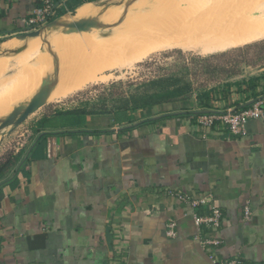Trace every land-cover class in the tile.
I'll return each mask as SVG.
<instances>
[{"label": "crops", "instance_id": "1", "mask_svg": "<svg viewBox=\"0 0 264 264\" xmlns=\"http://www.w3.org/2000/svg\"><path fill=\"white\" fill-rule=\"evenodd\" d=\"M86 1L98 0H60L58 11ZM36 6L0 0V43L17 38ZM213 92L204 104L190 98L61 114L83 108L75 107L37 121L0 181V264H264V120H250L239 136L223 124L206 133L184 115L264 94ZM177 193L206 202L192 206ZM212 207L222 212L219 226L197 225L195 216ZM209 238L221 242L204 245Z\"/></svg>", "mask_w": 264, "mask_h": 264}, {"label": "rangeland", "instance_id": "2", "mask_svg": "<svg viewBox=\"0 0 264 264\" xmlns=\"http://www.w3.org/2000/svg\"><path fill=\"white\" fill-rule=\"evenodd\" d=\"M86 2H92L93 4L91 5L96 10H93L88 18H97L105 26L109 24L112 26L96 27L89 33L86 31L67 32L64 29L51 34L52 36H48V38L46 37L47 39H44L45 41L43 40L41 45L38 46H48L55 51L73 47L85 49L86 46L90 45L89 39H92L94 36L96 37L97 33H102L104 30V32L114 31L123 33L124 31H128V29L140 25L142 19L146 15L150 16L154 10L159 13L156 8L152 7L151 10V8L143 6L142 3L136 5L134 1L131 2L130 0ZM129 3L131 4L123 17L122 13ZM175 3L177 4V2ZM140 11L144 13H139ZM218 11L220 9H216L213 14L219 15L222 12ZM233 11L237 10H227L226 12L228 14L235 13ZM213 14L211 16H214ZM252 14H245L243 17H262L264 16V9ZM120 18L121 21H119ZM228 21L230 22L231 19H228ZM11 37L5 36L3 38L4 42L0 44L1 56L7 54L13 55L17 49L21 48L19 46L14 50H7L15 45L18 40H21ZM42 52L43 56L44 47ZM29 57L30 53L28 52L15 62V70L10 69L6 71V74L14 72L15 76H18L24 70H27L28 73L29 84L24 94L18 97L16 103L12 105L14 107L31 98L30 88L33 85L32 78L35 72V64L30 63ZM53 58L54 56L52 55V60ZM46 61L49 62H47L44 71L51 73L55 61L51 62L50 59ZM50 77H52L51 74ZM213 90L215 91L213 94L217 97L224 96L223 93L226 92L235 93L233 95L239 97V95L243 96L246 90H249L257 97L264 94V31L253 41L244 44L222 43L209 49H185L177 44L167 45L137 56L123 65L98 74L93 81L81 89H77L65 97H59L52 102L46 103L37 111L30 114L11 132H9L10 127L0 132V165L14 162L16 156L20 154L19 152L24 154L22 149L35 136L33 126L37 121L53 115L56 111L75 107H83L91 111H108L124 107L125 105L137 107L169 100L184 99V103H186L190 98H194L199 103L204 104L205 94H210ZM2 92L1 90L0 93ZM8 167L9 172L11 171L12 164L11 168L9 165Z\"/></svg>", "mask_w": 264, "mask_h": 264}, {"label": "bare ground", "instance_id": "3", "mask_svg": "<svg viewBox=\"0 0 264 264\" xmlns=\"http://www.w3.org/2000/svg\"><path fill=\"white\" fill-rule=\"evenodd\" d=\"M134 2L136 5L142 3L143 6H147L151 10L152 7L156 8L159 13L153 9L154 12L150 16L146 15L140 25L123 33L104 32L105 30L102 33H97L96 37L89 39L90 45L85 49L73 47L55 51L51 47L40 46L30 51L37 44L41 45L40 43L48 36H52L51 34L64 30L63 26L47 29L39 36L28 37L23 41L16 42L9 50H14L19 46L22 50L13 55L7 54L3 59H0V91H3L0 93V117L11 112L14 107L12 105L16 103L18 97L24 94L29 84L27 70L18 76H15L14 72L6 74L7 70H14V63L28 52L30 53V63L35 64L33 85L30 88L31 97L39 89L45 76L51 74L52 77H56V85L47 99V103H49L56 98L65 97L67 94L81 89L93 81L98 74L123 65L133 58L152 52L157 48L177 44L185 49H209L222 43L244 44L253 41L264 31V16L243 17L245 14L263 10L264 0H134ZM216 9H220L218 12H222L220 14L217 12L219 15L213 14ZM93 10L95 9L91 3L86 2L61 16L59 20L62 23H72L88 18ZM227 10H237L238 12L233 11L235 13L228 14ZM228 19L231 21L229 22ZM95 28L86 32L89 33ZM43 47L45 58L44 54L42 56ZM50 49L58 55V61L54 63L51 73L44 71L47 62H49L46 60L54 61ZM56 63L58 64L57 73Z\"/></svg>", "mask_w": 264, "mask_h": 264}, {"label": "built area", "instance_id": "4", "mask_svg": "<svg viewBox=\"0 0 264 264\" xmlns=\"http://www.w3.org/2000/svg\"><path fill=\"white\" fill-rule=\"evenodd\" d=\"M37 6L31 16L23 19L27 31L37 30L45 26L50 20L57 17L60 0H36ZM197 124L204 128L206 133H212L219 128L220 124L225 125L228 130L239 136L247 133L246 125L252 119L264 120V96L256 98L250 104H244L241 107L227 108L223 110H210L208 112H198L194 117ZM177 196L184 201L189 202L192 206L206 202V198H192L183 193H177ZM250 208L245 207V217L250 215ZM222 219V212L217 207H212L208 215H196L195 222L197 225L205 224L206 226H219ZM167 235L174 237L176 235V221L169 220L167 224ZM204 245H218L219 239H204ZM237 264V262L222 263Z\"/></svg>", "mask_w": 264, "mask_h": 264}, {"label": "water", "instance_id": "5", "mask_svg": "<svg viewBox=\"0 0 264 264\" xmlns=\"http://www.w3.org/2000/svg\"><path fill=\"white\" fill-rule=\"evenodd\" d=\"M134 0H131L133 2ZM131 3L127 4L125 7V10L123 12V17ZM60 16L50 20L45 26L33 30V31H27L25 28L21 30V32L17 35V38L23 40L28 37H36L41 35L45 30L56 28L59 26L65 27V31L72 32V31H88L93 27H106L101 21H99L97 18H84L81 20H77L72 23H62L59 20ZM122 18V17H121ZM121 18L119 21H121ZM22 49H17L16 52H20ZM50 53L54 56V61L57 60V56L51 51ZM56 73L58 72V64H55ZM56 77H50L47 76L43 78L41 82V86L39 89L35 92V94L28 100L27 102H23L21 104H18L15 106L9 114L6 116L0 118V132H3L4 129L10 127L9 132H11L16 126L21 124L30 114L37 111L40 107L44 106L47 103V99L49 97V94L51 93L52 89L56 85ZM251 102L246 103L247 105ZM209 110L199 111V112H208Z\"/></svg>", "mask_w": 264, "mask_h": 264}, {"label": "trees", "instance_id": "6", "mask_svg": "<svg viewBox=\"0 0 264 264\" xmlns=\"http://www.w3.org/2000/svg\"><path fill=\"white\" fill-rule=\"evenodd\" d=\"M81 5V4H80ZM80 5H78V6H80ZM77 6V7H78ZM75 9V8H74ZM69 11H71V10H69ZM69 11H67V12H69ZM66 12V10H63V9H60L59 11H58V14H57V16L59 17H61L62 15H64V14H66L65 13ZM4 42V41H3ZM3 42H1V43H3ZM0 43V44H1ZM241 107V106H240ZM91 112H93V111H91V110H87V109H85V108H76V109H72V110H69V111H64V112H61V114H63V113H67V114H75V113H83V114H86V113H91ZM60 114V113H59ZM184 115H191V116H193V117H196L197 115H198V112H185L184 113ZM47 137V136H46ZM44 141H45V136H43L42 137V139L39 141V143L37 144V146H36V149H35V151L39 148V147H42L43 146V144H44ZM34 151V152H35ZM34 152H32V155L33 154H35ZM16 159L18 160V158L16 157ZM16 161V160H15ZM15 161L14 162H12L11 164L13 165L14 163H15ZM11 164H5V165H0V181L1 180H3V179H5V178H7V176H8V170H9V167H8V165L10 166V168H11ZM16 181V179L14 180V182ZM1 191H2V185H0V200H1V198H2V193H1Z\"/></svg>", "mask_w": 264, "mask_h": 264}]
</instances>
